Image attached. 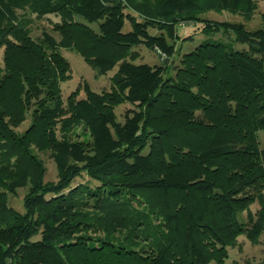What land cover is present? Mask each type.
<instances>
[{"label":"trees","instance_id":"16d2710c","mask_svg":"<svg viewBox=\"0 0 264 264\" xmlns=\"http://www.w3.org/2000/svg\"><path fill=\"white\" fill-rule=\"evenodd\" d=\"M255 8V0H0V264H223L238 236L258 242L264 12L252 29L198 17L248 18ZM48 14L58 17L49 22L58 38L44 29L32 37L31 18ZM182 21L229 39L200 40L172 75L163 59L134 62L135 46L175 54ZM70 48L96 74L115 67L108 91L83 86V97L75 89L61 99L69 66L60 49ZM121 103L130 107L119 121ZM76 127L86 142L69 137ZM35 148L48 151L54 181L43 180ZM81 174L91 182L72 184ZM23 187L19 212L7 193Z\"/></svg>","mask_w":264,"mask_h":264},{"label":"rangeland","instance_id":"374dc122","mask_svg":"<svg viewBox=\"0 0 264 264\" xmlns=\"http://www.w3.org/2000/svg\"><path fill=\"white\" fill-rule=\"evenodd\" d=\"M256 8L249 15L248 18H243L242 14H230L226 11L213 12L207 11L198 15V17L206 18L212 21H235L242 22L246 28L252 29L261 24L260 14L264 12V2L260 0H255ZM127 12L129 14L136 15L135 13L127 9L123 10V13ZM137 17V16H136ZM31 31L30 35L36 37L39 35L40 30L44 29L53 34L56 38L58 36L50 31V23L58 21V17L52 14L45 15L41 18H31ZM124 29L129 28L128 23L125 19ZM200 23H191V22H179L175 27V32L177 37L174 39L175 49L177 50L175 54L171 55L169 58L161 56L157 51L150 50L144 46H135L133 50L136 54L135 63H146L152 65L154 63H159L160 60H164V64H171L172 68L169 69L168 73L173 74V68L177 65V60L179 54L186 52L193 48L198 42L204 38L209 39H220L222 41H227L229 39L228 32L222 31L221 29L217 31H211L208 34L199 32L198 27ZM90 27L93 30L96 29V24H90ZM152 34H157L158 31L155 29L148 30ZM183 36H188L187 38L181 39ZM190 36V37H189ZM61 55L66 59L69 71V76L59 83L60 97L62 100L67 96L70 91L77 89V97H83V86H87L90 90L95 92L108 91L110 89L109 76L114 72L115 67L107 71L105 74H96L95 70L92 69L88 64H86L81 56L73 48L70 49H60ZM159 54V55H158ZM0 66H1V49H0ZM98 75V76H97ZM130 107L127 103H121L114 106V113L116 119L121 121L123 112L126 108ZM28 124V118L25 117L21 122L13 127L15 132H21ZM68 135V134H67ZM69 137L79 141L87 140L86 132L81 127H76L69 134ZM257 142L260 148L264 149V131H258L256 133ZM35 154L42 161L45 172L43 174V180L54 181L56 178V170L54 163L48 157V151H42L39 149L34 150ZM91 182L86 175L81 174L73 179L72 184ZM25 187L17 188L16 193L11 195L7 193V204L17 211H22V195L24 194ZM264 194V190H262ZM258 208L256 202H253L249 205L250 211L254 212ZM264 255V229L261 232L258 242L256 244H250L244 236L240 235L236 239V243L232 247L227 248V257L225 258L223 264H249L260 260ZM212 264V263H211Z\"/></svg>","mask_w":264,"mask_h":264},{"label":"water","instance_id":"95a60500","mask_svg":"<svg viewBox=\"0 0 264 264\" xmlns=\"http://www.w3.org/2000/svg\"><path fill=\"white\" fill-rule=\"evenodd\" d=\"M155 51H157V49H154ZM159 55V54H158Z\"/></svg>","mask_w":264,"mask_h":264}]
</instances>
